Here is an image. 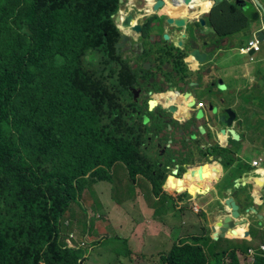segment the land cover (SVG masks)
<instances>
[{"label": "trees", "instance_id": "trees-1", "mask_svg": "<svg viewBox=\"0 0 264 264\" xmlns=\"http://www.w3.org/2000/svg\"><path fill=\"white\" fill-rule=\"evenodd\" d=\"M117 9L118 0H0V264H88L85 249L65 244L79 223L73 205L85 218V188L117 163L147 179L159 203L179 205L189 192L167 194V169L143 160L146 128L86 64L91 52L105 67L114 57ZM212 15L214 26L224 20ZM237 33L216 29L219 38ZM220 241L204 230L183 235L156 264H264V254L219 251Z\"/></svg>", "mask_w": 264, "mask_h": 264}, {"label": "crops", "instance_id": "crops-1", "mask_svg": "<svg viewBox=\"0 0 264 264\" xmlns=\"http://www.w3.org/2000/svg\"><path fill=\"white\" fill-rule=\"evenodd\" d=\"M236 1L237 0H208V2L204 3L207 7L202 13H198L200 11V8H198L193 14L188 15L190 20H192V18L198 17L203 13L205 14L209 10L210 13H213L212 18L214 15L222 12L224 20L221 19L216 22L218 25L215 26L208 22L207 26L216 29L217 27L222 28L226 26L228 31H238L237 34L230 37L219 38L218 36L209 35L207 40L210 42V47L216 43L217 48H214L215 50L209 52L208 55L213 56L210 66L217 68V70L222 73L227 87L236 86L235 88H237V86H239L238 89H243V99L241 98L240 101L239 97L236 101H225L227 107H230L236 114L232 129L237 133L236 135H238L239 140L234 141L230 136L216 135L218 132L208 131L209 133L206 135V140L201 143L205 145L207 149L202 150V153L195 157L197 161L201 159L206 161V164L202 168L204 177L201 181H197L196 178L193 180L197 182L196 188L203 185L205 188H200V190H196L195 188V192L194 190L193 192L191 191L190 200H188L187 197L186 203L197 205L199 212L195 213H200L198 215H202L204 219L202 223L200 222L203 224L202 229L206 231V233H209L213 239L215 234L212 231V226H214V224L212 223L211 214L216 211L223 217L228 215L230 212L224 205V201L227 198H232L238 206V212L240 214L239 221H245V223L233 229L236 231L237 235H231V233L226 232L223 238L218 237V239H222L219 243V249L228 250L235 247L242 248V246L244 247L247 245L246 255H248L249 250H258L259 247L264 244V70L262 68L264 63V41L260 43V51L252 55L254 59L252 62L244 55H240L239 49L246 45L253 33L260 30L264 31V0H240L243 3L242 7H236ZM228 5H234L236 7L235 12L228 10ZM180 8L185 10L183 6ZM222 22H225V25L220 24ZM218 54L220 57H218ZM236 54H238V58ZM226 61L229 63L228 66L225 65ZM230 79L234 81L229 82ZM248 92L254 94V96H251L250 100L247 101L244 96ZM260 93H262V96H260ZM238 96H240V92ZM226 105L224 104V107ZM216 106L218 110L221 109L219 104H216ZM197 125L199 126L200 123ZM210 125L212 126V124ZM219 128L216 127V130L218 131ZM214 137L216 142L214 141ZM181 142L179 138L176 145L186 150H184L183 153L184 158L187 159L189 168L188 156L190 152L187 148L183 147V143L185 142ZM216 144L220 148V151L216 156L211 158L207 153L208 151L212 152L215 150ZM189 149H191V146H189ZM208 159L209 161H207ZM210 160H212L211 163ZM253 161H259V165L253 166ZM170 166L171 168L169 170L172 171L173 169H180L178 164H171ZM209 168L211 170H209ZM219 188H221L223 196L220 195L218 197L219 190L217 189ZM197 191L200 192L197 193ZM183 201L184 199L176 207V210H180ZM156 203H159V201L157 200ZM161 205V208H163V203H161ZM79 212L80 214H78ZM154 213H156V211H154ZM76 214H78L76 216L79 217V223L75 225L74 230L70 233H76L79 240L85 241L84 239L87 238H89V240H87L88 242L98 240L99 235L97 232L101 230V228H94L93 226L90 228L85 226L82 221L85 219L86 223H89L88 217L84 218L80 209L79 211L77 210ZM104 215L105 214H102L101 217ZM164 215L165 214H163V216ZM194 215L193 223L195 224L197 215ZM172 216L173 215H171V218ZM168 224L171 225V222L168 221ZM128 228L131 229L132 234L138 232L134 227ZM144 230H147L149 233L148 239L154 238L156 235L160 234V231H156L155 235L150 228H145L143 231ZM173 232L174 228H170L169 233H166L169 235V243L176 241L180 237V232ZM140 234H142V232ZM133 238L136 239V235H134ZM143 248H145V246ZM239 255L243 256L240 253ZM107 263V261L103 262V264Z\"/></svg>", "mask_w": 264, "mask_h": 264}, {"label": "flooded vegetation", "instance_id": "flooded-vegetation-1", "mask_svg": "<svg viewBox=\"0 0 264 264\" xmlns=\"http://www.w3.org/2000/svg\"><path fill=\"white\" fill-rule=\"evenodd\" d=\"M163 1L164 6L157 10L153 9L154 4L149 5L140 0H132V2L126 0L121 7L118 4L116 13L112 15L118 32L117 42L114 45L115 55L108 58L109 74L107 75L110 83L113 82V101H122L132 121L140 119L141 128H146L145 131L148 132L145 143L141 146L142 151H156L161 155H165L167 149L172 154L183 153L184 149L176 145L179 136L181 133L186 136L192 130L191 125H196L195 121L194 123L186 121L183 125L184 115L187 114L188 109L182 106L184 101H194L192 110L201 108L207 115L211 105L220 102L226 105L225 101H236L239 97L241 101L243 90L238 89L239 86L227 87L222 73L210 66L212 62L208 63L206 60L205 63L197 65L188 60L190 47L197 48L206 55L209 53L210 42L207 40L209 35L199 36L196 41L193 39V27L198 29L197 20L201 18L209 19L211 23L210 16L213 13L208 16L202 14L201 17L196 16L192 20L188 17L191 24L176 29L174 24H169L167 20L178 17L176 11L181 6L175 8L170 0ZM192 12L194 11L188 14ZM117 13L120 17L119 22L115 20ZM129 15L132 17L130 25L123 27V21ZM136 26L140 28L138 31L133 29ZM164 35L168 38L165 39ZM124 37L125 41H123ZM203 42H208V45L203 46ZM117 44H121L118 51H116ZM224 89L228 97L227 93L222 92ZM239 92L240 96H238ZM186 95L188 96L182 100ZM171 108L176 111L173 112ZM169 122L175 124L171 126ZM164 124L174 132V141L170 140L169 144H167L168 139L164 144L158 140L163 137L161 127ZM208 126L207 130L210 129L209 124ZM197 127L198 125L195 130ZM200 147L202 150L207 149L202 144ZM151 148L154 150H150ZM143 160L147 164H156V167L160 163L148 159L145 155ZM160 160L162 163L159 164L160 169L171 168L169 163L163 162L162 158ZM170 162L172 163L173 160ZM172 172H177V169H173Z\"/></svg>", "mask_w": 264, "mask_h": 264}, {"label": "rangeland", "instance_id": "rangeland-1", "mask_svg": "<svg viewBox=\"0 0 264 264\" xmlns=\"http://www.w3.org/2000/svg\"><path fill=\"white\" fill-rule=\"evenodd\" d=\"M171 3L173 4V2ZM236 57L238 58V54H236ZM104 58L105 57L100 53L91 52L88 54L86 61V64L90 68H96L98 74L102 73V77L109 74L108 66L105 67L106 64L104 62ZM228 64V61H226L225 65L228 66ZM262 68L264 70V63ZM106 81L110 82V78ZM232 81L233 80L231 79L229 80V82ZM236 81L238 82L237 79ZM225 90L226 89L222 92L227 93ZM228 96L229 95L227 93V97ZM251 96L253 97L254 94L248 92L244 97L248 101ZM260 96H262V93H260ZM182 100H184V96L182 97ZM202 100H204V98H202ZM192 103H194V101H184L182 106L188 108ZM144 123H146L145 120ZM170 124L173 126L175 123L171 122ZM208 124L210 125L208 117H206L204 119V123L199 125L201 128L198 127L196 130H190L186 136L184 133H181V136H179L182 141L181 143L185 142L183 143V147L187 148L190 152L188 156L189 168L187 165V159L184 158V153L177 152L176 154H172L169 149H167L165 155H161L159 153L157 154L156 151H145L143 153L148 159H152L156 162L159 161L161 163L160 159L162 158L163 162L169 163L168 165H179L180 169L178 176H170L169 174H171L172 170L166 171L167 178L165 183L168 181V184H164L163 188L167 191L168 195L180 193L185 191L186 188L188 190L190 189L192 192L194 190L195 192L197 182H194L193 180L195 175H197L196 171L198 168L202 169L206 164L205 160L201 159L200 161H197L195 157L202 153V147H200V145L206 140V135L209 133L208 131H210V129L207 130V127H209ZM161 130L163 131V137L158 140H160L162 144H164L166 139H168L167 144H169L170 140L174 141V132H171L166 124L162 125ZM191 135L194 137H191ZM214 141L216 142L215 137ZM187 143L191 145V149H189L190 145ZM215 147V150L212 152L208 151L207 153V155L211 156V158L216 156L220 151L217 144ZM150 150L154 149L151 148ZM170 160H173V162L171 163ZM207 161H209V159ZM159 164L157 165L158 169H160ZM209 170L211 169L209 168ZM111 171L112 173H110L107 168V172L111 177H109L108 180H96L95 183H92L88 186V188H85L82 199L79 201L80 208L84 212V215L88 217L89 221V223H86V220L83 219L85 226L90 228H92V226L94 228H101V230H98L97 232L99 236L96 235L98 236V240L88 242L87 240H89V238H87L83 241L78 239L76 233H70L72 235V238H70L71 242L74 245H79V248L86 250L88 264H103L104 261H107V264H140L139 261L143 258V261H147L148 264H156L158 262L159 255L164 254V250L170 248L169 245L171 243H169V235L166 234L167 232L169 233L170 228H174L173 233L180 232L179 238L183 235H190L194 233L200 234L203 232V224L201 223L204 219L202 218V215H198L200 213L194 212V209H197V205L186 203L187 196L188 200H190V192L186 193L187 196H183V208L181 207L179 211L176 210L178 204H175L176 202L170 198L167 200H164L165 198L163 199V208L160 209L161 203H156L158 197L153 196L150 183L147 179L143 178L141 175H137L135 179L129 178L127 170L121 163L115 164ZM186 175L187 177L185 178ZM201 180H203V178H201L200 181ZM156 185H160V180L156 182ZM168 186L172 187V189L170 190ZM197 188L196 190H200V188H205V186L203 185L198 189ZM217 190H219L218 197L220 195L223 196L221 188ZM199 192L200 191H197V193ZM73 209L75 214L77 213V210L79 211L76 205H73ZM154 211H156V213H154ZM193 213L198 216H196L195 224L193 223L195 216ZM78 214H80V212ZM102 214L105 215L101 217ZM163 214L165 215L163 216ZM171 215H173L172 218ZM211 215L212 223L214 225L224 218L216 211H214ZM168 221L171 222V225L168 224ZM128 227H134L138 230V232H134L132 234L131 229ZM145 228H150L155 235L156 231H160V234L156 235L154 238L148 239V231H143ZM141 232L142 234H140ZM228 232L231 233V235H237L234 230H228L227 233ZM134 235H136V239L133 238ZM125 246H127L129 250H132V256H134L131 259L127 257L129 254L127 252L129 251L124 252ZM144 246L145 248H143ZM246 247L247 245L237 249L244 253L246 251ZM218 250L220 251L219 248ZM135 255H138V257Z\"/></svg>", "mask_w": 264, "mask_h": 264}, {"label": "water", "instance_id": "water-1", "mask_svg": "<svg viewBox=\"0 0 264 264\" xmlns=\"http://www.w3.org/2000/svg\"><path fill=\"white\" fill-rule=\"evenodd\" d=\"M126 0H118V4L119 7L122 6V4L125 2ZM132 2V0H130ZM143 2L147 3V0H140ZM215 1V0H212ZM153 5V9L157 10L158 8L164 6V1L163 0H152L151 1ZM170 2H173L172 5H174L175 8H178L180 6L185 7V11L187 12L186 15H189L188 13L190 11H194L196 8H198L202 3L208 2V0H170ZM241 3V4H240ZM148 4V3H147ZM242 1L237 0L236 1V6L238 7H242ZM151 5V4H149ZM214 6V5H213ZM259 7V5H258ZM210 11V10H209ZM207 12L205 14H203V16H208L210 15V12ZM194 12L190 13L193 14ZM186 15H182V16H178L175 17L174 19L170 18L167 20V22L169 24H174L176 29H182L183 27H185L189 22L188 20V16ZM113 18V17H112ZM132 17L129 15L127 16L124 21H123V27H127L130 25V21H131ZM116 22H119L120 17L117 13V17L115 18ZM199 27L198 29L193 27V33H194V40H198L199 36H207V35H212V36H217L216 35V30L214 27H208L207 24L209 22V20L206 19H199L197 20ZM208 21V22H207ZM193 22V21H191ZM191 24V23H190ZM133 29L135 30H139L140 28L138 26L134 27ZM257 37V40L259 42L264 41V32L263 31H257L254 34ZM164 38L167 39V35H164ZM123 41H125V37L123 38ZM194 42V41H193ZM195 43V42H194ZM208 42H203V46H207ZM121 46V44H117L116 45V51H118V48ZM210 51H214V48H217V44L215 43L213 46L209 47ZM254 52L252 50H250L248 52V55H252ZM218 57H220V55L218 54ZM188 60L190 61V63L192 64H203L206 62H212L213 60V56L212 55H206V53H201L199 49L194 48V47H190V51L188 53ZM191 64V65H192ZM188 95H186L184 97V99L187 97ZM151 106L153 105V103H150ZM193 105L190 104L188 109H187V114L184 115V119H183V125L186 124L187 122H192L197 125L199 122H204V119L206 117H208V121L210 124H212V126L210 127V131H214V132H218L217 134L220 135H226V136H230L231 139H233L234 141H238L239 137L238 135H236L237 133L235 132L234 129H232V125L235 121V117L236 114L234 113V111L230 108V107H224V103L220 102V106L221 109L218 110V107L215 105H211L209 106V111L207 113V115L205 114V112L201 109V108H197L192 110L191 106ZM171 110L173 112L176 111V109L171 108ZM186 119V120H185ZM196 125H191V129L195 130ZM199 128H201L200 126H198ZM197 127V128H198ZM216 127L219 128V130H216ZM191 137H194L193 135H191ZM200 169V168H198ZM196 171L195 176H197L199 179L202 178L201 176V171L202 170H198ZM198 172V173H197ZM176 172H172V175H175ZM224 205L229 209V214L226 215L222 220L218 221L214 226H212V231L214 232V236L213 239H217L218 237L223 238L225 236V233L228 230H233L234 228H236L237 226L243 225V223H245V221H239V212H238V206L235 204V202L233 201L232 198H227L224 201ZM249 218V217H248ZM217 228V231H216Z\"/></svg>", "mask_w": 264, "mask_h": 264}, {"label": "clouds", "instance_id": "clouds-1", "mask_svg": "<svg viewBox=\"0 0 264 264\" xmlns=\"http://www.w3.org/2000/svg\"><path fill=\"white\" fill-rule=\"evenodd\" d=\"M235 5H236V4H235ZM236 7H237V6H236ZM198 8H202L201 5H200ZM198 8H196V9H198ZM196 9H195V10H196ZM195 10H194V11H195ZM200 10H201V9H200ZM211 12H212V11H211ZM203 14H204V13H203ZM185 15H186V14H185ZM186 16H188V15H186ZM200 16H201V15H200ZM112 19H113V18H112ZM261 31H263V30H261ZM263 32H264V31H263ZM254 34H255V33L252 34L251 39L248 40V42L246 43V45H245L244 47H241V48L239 49V54L242 55V56L244 55L245 57H247L248 60H249L250 62H252V61L254 60L252 55H253L254 53L258 52V51L255 52L253 49H249V51L252 50V51L254 52L252 55L249 56V55H248V52H249V51H247V53L243 54V53L240 52V50H241V49H246V48L248 47V43H249V41L255 39V40L258 42V47H259V51H260V43H261V42H259V41L257 40V37H256ZM262 42H263V41H262ZM210 161H212V160H210ZM114 166H115V165H114ZM114 166H113V168H114ZM113 168H112V169H113ZM200 169H201V168H200ZM201 170H202V171H201V176H202V178H203V177H204L203 169H201ZM178 172H179V169L177 170V172H176V174H175L174 176H178ZM110 173H112V171H111ZM170 176H171V174H170ZM195 178L197 179V181H198V180L200 181V179H199L197 176H195L194 179H195ZM189 192H191L190 189H189ZM194 212H195V211H194ZM197 212H198V211H197ZM86 243H88V242H86ZM260 247H261V246H260ZM260 247H259L258 250H253V251H255V256H251V255L249 254V251H250V250L248 251V255H247V256H248V257H253V258H255L256 256H258V255H260V254H264V252H262V251L260 250ZM251 250H252V249H251ZM244 254L246 255V252H245ZM82 257H87V254H86V253L83 254Z\"/></svg>", "mask_w": 264, "mask_h": 264}, {"label": "built area", "instance_id": "built-area-1", "mask_svg": "<svg viewBox=\"0 0 264 264\" xmlns=\"http://www.w3.org/2000/svg\"><path fill=\"white\" fill-rule=\"evenodd\" d=\"M249 49H253L255 52H256V51H259L258 42H257L255 39L249 41V43H248V47H247L246 49H241L240 52L243 53V54H245V53H247V51H249ZM252 165H253V166H258V165H259V161H253V162H252ZM194 211L197 212V211H198V208H197V209H194ZM70 238H72V235H71V234H70L69 237L66 239V242H65L66 246L69 247V248H74V247H78V248H79V245H74V244L71 242ZM80 246H81V245H80ZM260 250H261L262 252H264V244L261 245ZM249 254H250L251 256H255V251L250 250V251H249Z\"/></svg>", "mask_w": 264, "mask_h": 264}, {"label": "bare ground", "instance_id": "bare-ground-1", "mask_svg": "<svg viewBox=\"0 0 264 264\" xmlns=\"http://www.w3.org/2000/svg\"><path fill=\"white\" fill-rule=\"evenodd\" d=\"M152 0H147V3L148 4H151L152 2H151ZM203 4L204 3H202L201 5L203 6ZM201 10L198 12L199 14L200 13H202L203 12V10L205 9L204 7H202V8H200ZM186 14V12H185V10L184 9H182V8H179V9H177V11H176V15L177 16H182V15H185ZM171 37V36H170ZM210 168H212V167H210Z\"/></svg>", "mask_w": 264, "mask_h": 264}]
</instances>
